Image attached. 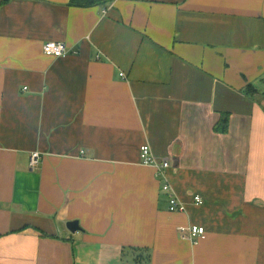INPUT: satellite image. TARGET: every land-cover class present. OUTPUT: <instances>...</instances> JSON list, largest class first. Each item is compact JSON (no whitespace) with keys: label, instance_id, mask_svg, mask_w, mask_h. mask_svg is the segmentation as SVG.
Returning <instances> with one entry per match:
<instances>
[{"label":"crops","instance_id":"obj_1","mask_svg":"<svg viewBox=\"0 0 264 264\" xmlns=\"http://www.w3.org/2000/svg\"><path fill=\"white\" fill-rule=\"evenodd\" d=\"M0 264H264V0H0Z\"/></svg>","mask_w":264,"mask_h":264},{"label":"built area","instance_id":"obj_2","mask_svg":"<svg viewBox=\"0 0 264 264\" xmlns=\"http://www.w3.org/2000/svg\"><path fill=\"white\" fill-rule=\"evenodd\" d=\"M44 53L46 55L61 57L69 54L67 45L63 42L48 41L45 43ZM124 75V73H123ZM41 153L35 152L30 158L31 170H36L40 165ZM141 161L144 165L154 166L157 168V172L161 176H165L169 168L172 166L169 157H163L158 159L150 145H143L141 148ZM164 191L169 193V210L173 213L183 212L186 210V205L181 201L178 194L173 190V186L170 183H166L163 187ZM195 202L198 205L203 204V199L200 195L195 196ZM190 237L195 244L199 243L206 237V229L200 225H193L189 229Z\"/></svg>","mask_w":264,"mask_h":264},{"label":"trees","instance_id":"obj_3","mask_svg":"<svg viewBox=\"0 0 264 264\" xmlns=\"http://www.w3.org/2000/svg\"><path fill=\"white\" fill-rule=\"evenodd\" d=\"M104 1L106 0H71L73 4L80 5V6H90L93 4L102 3ZM249 90H251V92H255L256 89L254 86L250 85ZM150 257H151V254L147 255L148 259H150Z\"/></svg>","mask_w":264,"mask_h":264},{"label":"water","instance_id":"obj_4","mask_svg":"<svg viewBox=\"0 0 264 264\" xmlns=\"http://www.w3.org/2000/svg\"><path fill=\"white\" fill-rule=\"evenodd\" d=\"M76 225H77V223L75 222H73V223H70V229L72 230V231H74L75 230V227H76Z\"/></svg>","mask_w":264,"mask_h":264},{"label":"bare ground","instance_id":"obj_5","mask_svg":"<svg viewBox=\"0 0 264 264\" xmlns=\"http://www.w3.org/2000/svg\"><path fill=\"white\" fill-rule=\"evenodd\" d=\"M42 156V155H41ZM170 211V210H169ZM171 212V211H170Z\"/></svg>","mask_w":264,"mask_h":264}]
</instances>
